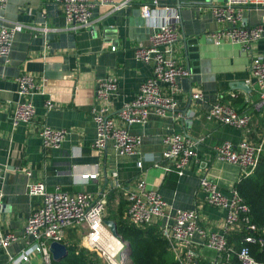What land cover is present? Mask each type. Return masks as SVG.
I'll list each match as a JSON object with an SVG mask.
<instances>
[{
  "label": "crops",
  "instance_id": "0c3cea01",
  "mask_svg": "<svg viewBox=\"0 0 264 264\" xmlns=\"http://www.w3.org/2000/svg\"><path fill=\"white\" fill-rule=\"evenodd\" d=\"M222 1L156 0L154 9L161 12L168 7L179 16L175 54L188 76L177 82L176 111L163 116L151 112L145 123L129 125V133L141 136L138 153L119 155L110 146L100 152L91 146L95 126L90 109L96 103L95 85L107 74L117 77L118 89L110 101V113L115 115L151 75V65L137 60L134 50L149 44L152 27L143 18L141 6L151 5L152 0H131L120 9L94 0L91 27L77 32L66 28L53 0H7L1 14L8 24L24 26L13 37L8 61L0 57V167L5 170L0 230L18 236L6 249L0 248V264H12L8 256L19 255L26 247L22 232L30 212L40 204V197L26 193L30 181H43L48 190L58 187L68 193L104 195V219L117 220L124 218L126 192L144 180L146 187L156 189L171 204L172 210L196 208L207 230L222 231L224 211L205 201L198 189L199 177L206 175L228 192L239 183V168L217 160L213 147L224 140L256 142L264 132V107H257L258 92L248 73L250 53L229 40L216 43L212 36L227 26L217 21L210 9ZM260 14L257 9H246L244 21L255 24ZM263 49L264 41L252 46L253 52ZM20 74L33 76L39 92L32 98L34 119L13 129L9 116L20 99L16 92ZM194 93H200L201 98H194ZM218 101L250 113L248 127L235 129L208 119L206 113ZM43 125L67 130L58 148H42L38 132ZM169 127L190 139L196 152L182 176L163 169L167 161L161 157L162 137ZM139 155L145 157L142 168L136 165ZM114 172L118 186L113 184ZM84 173L97 175L83 178ZM85 231L80 225L65 228L62 243L67 249L85 248ZM198 253V264H211L216 259L211 249L202 247ZM19 264H42V260L38 253H31Z\"/></svg>",
  "mask_w": 264,
  "mask_h": 264
},
{
  "label": "built area",
  "instance_id": "2783aa9c",
  "mask_svg": "<svg viewBox=\"0 0 264 264\" xmlns=\"http://www.w3.org/2000/svg\"><path fill=\"white\" fill-rule=\"evenodd\" d=\"M60 8L66 28L77 32L91 27V13L94 0H53ZM109 4L113 9H120L131 0H96ZM7 0H0V10H4ZM151 5L141 6L143 18L152 27L149 44L135 47L137 60L151 65V75L139 85L134 98L122 104L111 115V98L118 89L117 77L107 74L97 80L94 97L96 103L90 109V116L95 126V137L92 148L98 152L110 146L119 155L138 153L141 136L131 134L127 127L132 123H145L149 113L165 115L175 112L178 102L175 98L179 91L178 80L188 76L175 54V43L178 32L175 22L179 16L165 7L161 12ZM213 17L227 26L212 34L216 43L229 40L241 45L250 53L248 73L256 86L259 102L257 107H264V49L253 52L252 46L258 41H264V0H224L210 7ZM246 9H257L261 12L255 24H247L244 20ZM24 24L8 20L0 12V57L8 61V55L15 33L23 29ZM115 47H111L114 50ZM16 92L20 99L13 105L10 112V123L16 128L20 123H29L35 117L33 96L39 92L35 78L29 74L16 77ZM200 93H194V98H201ZM210 120L235 129H246L251 121V114L238 112L231 104L216 102L206 113ZM264 129V127H263ZM67 130L43 125L38 132L42 148L56 149L65 139ZM163 149L161 157L167 161L163 166L165 172H175L182 176L189 162L196 156L193 142L173 127L167 128L162 137ZM264 151V132L260 139L251 142L242 139L238 142L224 140L213 147L217 160L236 165L239 168V181L251 175L259 163ZM144 156H138L137 167L142 168ZM30 174L28 169H23ZM97 173H84L83 178H93ZM114 185L118 186L117 173L114 172ZM5 170L0 167V200L3 197L2 184ZM198 189L204 194L205 201L224 211L221 232L207 230L201 223L198 210H172L160 193L146 187L144 180H138L134 188L126 192L127 208L124 219L130 224L140 227L154 224L159 220L162 235L167 240L169 249L179 264H198V249L205 247L216 253V259L211 264H227L232 256L239 264H264L252 254L246 244L256 241L257 226L251 221L249 208L233 187L228 192L220 189L217 183L206 175L199 177ZM26 193L40 197V204L35 207L26 221L22 238L26 247L19 255L8 256L12 264L27 261L31 253H38L42 264H53L49 244L52 241L62 242L63 230L69 226H84V247L96 253L105 264H122L116 258L126 242L111 234L104 224V195L99 196L90 191L68 193L56 187L48 190L43 181L26 183ZM243 230L242 244L234 247L229 244L227 234L230 230ZM18 236L9 231L0 230V248L6 249ZM123 252V251H122ZM123 259V258H122Z\"/></svg>",
  "mask_w": 264,
  "mask_h": 264
},
{
  "label": "trees",
  "instance_id": "16d2710c",
  "mask_svg": "<svg viewBox=\"0 0 264 264\" xmlns=\"http://www.w3.org/2000/svg\"><path fill=\"white\" fill-rule=\"evenodd\" d=\"M235 188L249 208L251 221L257 226L256 241L246 244L256 259L264 261V151L261 153L255 171L241 179ZM115 221L119 234L129 244L127 258L130 264H179L169 249L167 240L162 235L158 224L136 227L124 218H118ZM242 237V229H239V232L227 234L229 244H233L234 247L242 244ZM68 250L66 257L60 261H53V264H105L95 252L86 248L76 249L74 246H70ZM227 264L239 263L232 256Z\"/></svg>",
  "mask_w": 264,
  "mask_h": 264
},
{
  "label": "water",
  "instance_id": "95a60500",
  "mask_svg": "<svg viewBox=\"0 0 264 264\" xmlns=\"http://www.w3.org/2000/svg\"><path fill=\"white\" fill-rule=\"evenodd\" d=\"M180 3H178L179 6ZM104 224L107 226L111 234L117 238H120L121 240H124L126 242L124 252L126 253V256L128 257V252H129V244L128 242L119 234L118 229H117V224L116 221L113 219H104L103 220ZM49 250L52 254V258L54 261H60L64 257L67 256L68 254V249L66 245L62 242H56L52 241L49 244Z\"/></svg>",
  "mask_w": 264,
  "mask_h": 264
},
{
  "label": "rangeland",
  "instance_id": "374dc122",
  "mask_svg": "<svg viewBox=\"0 0 264 264\" xmlns=\"http://www.w3.org/2000/svg\"><path fill=\"white\" fill-rule=\"evenodd\" d=\"M124 249H125V245H124ZM123 251V252H122ZM118 255H116V258L120 261H122V264H130L129 259L126 256V253L124 252V250H122ZM123 258V259H122Z\"/></svg>",
  "mask_w": 264,
  "mask_h": 264
}]
</instances>
